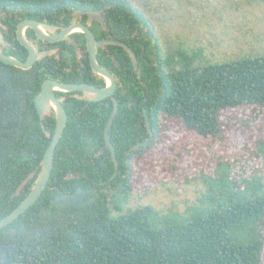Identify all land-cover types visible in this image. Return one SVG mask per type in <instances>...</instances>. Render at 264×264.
<instances>
[{
  "label": "trees",
  "instance_id": "16d2710c",
  "mask_svg": "<svg viewBox=\"0 0 264 264\" xmlns=\"http://www.w3.org/2000/svg\"><path fill=\"white\" fill-rule=\"evenodd\" d=\"M64 2L109 4L149 30L142 14L126 0H0V9L37 12ZM154 47L157 66L144 64L138 74L126 51L114 46L118 51L111 72L121 85L113 95L118 110L109 139L117 168L103 137L113 100L85 105L71 98L63 105L67 120L49 179L36 201L0 229V264H262L264 180L257 179L251 191L233 183L231 200L215 201L205 209L163 213L147 204L123 213L133 190V159L159 136L162 118L177 119L195 134L216 138L224 110L264 105V55L201 64L184 54L173 66L172 57L163 62L158 45ZM47 61L28 69L0 61V218L29 193L50 142L34 105L48 77L42 71ZM54 124V117L45 118L51 133ZM150 132L146 145L133 149ZM217 164L227 174L230 163ZM77 188L98 192L86 205L50 206L52 199Z\"/></svg>",
  "mask_w": 264,
  "mask_h": 264
},
{
  "label": "rangeland",
  "instance_id": "374dc122",
  "mask_svg": "<svg viewBox=\"0 0 264 264\" xmlns=\"http://www.w3.org/2000/svg\"><path fill=\"white\" fill-rule=\"evenodd\" d=\"M126 1L148 22L146 37L162 61L172 57L173 66L184 54L201 64L264 55V0ZM221 121V134L212 138L162 118L159 136L133 159L123 213L147 204L163 213L205 209L231 200L233 183L251 191L264 180V105L226 109ZM220 161L230 163L227 174Z\"/></svg>",
  "mask_w": 264,
  "mask_h": 264
},
{
  "label": "flooded vegetation",
  "instance_id": "af4514ba",
  "mask_svg": "<svg viewBox=\"0 0 264 264\" xmlns=\"http://www.w3.org/2000/svg\"><path fill=\"white\" fill-rule=\"evenodd\" d=\"M115 9L109 4L98 7L86 4L77 6L75 3L65 2L54 10H38L37 12L29 8L0 9V33L2 37L0 49L7 55H11L20 61H25L29 56V51L17 40V25L23 20L33 19L48 25V28L42 27L43 32L47 36L58 35L69 26H77L67 32L63 39L54 41L40 38L30 27L24 29L25 39L31 43L37 53H47L46 56L37 58L35 61L37 62L44 58L48 59V65L42 70L44 74L48 75L45 79L49 78L62 83H85L100 88L107 85V78L95 74L91 69L86 33L81 29L82 26L90 30L97 42H102L95 47L96 61L110 73H112L111 69L115 58L114 51H118L114 46H120L126 51L133 65V70L138 74L141 69H144V64L157 66L155 47H151V44V46L146 48L144 45L148 41L145 28L141 26L138 22L139 20L135 23V18L130 17L127 11L118 13ZM129 49L134 57L129 53ZM88 66L90 67L89 75ZM114 77L117 82V88L121 84L118 77ZM54 94L60 100L62 106L67 104L71 98L84 100L85 105L92 102L82 99L83 94L80 91L64 92L54 90ZM113 95L102 100H113ZM53 117L55 121L54 111L50 108L43 119H41V123L44 125L45 118ZM90 190L96 191L92 195L95 199V195L98 192L97 189ZM110 200L111 198L108 195V202Z\"/></svg>",
  "mask_w": 264,
  "mask_h": 264
},
{
  "label": "water",
  "instance_id": "95a60500",
  "mask_svg": "<svg viewBox=\"0 0 264 264\" xmlns=\"http://www.w3.org/2000/svg\"><path fill=\"white\" fill-rule=\"evenodd\" d=\"M26 27L32 28L37 35L40 38H44L47 40H59L63 39L65 37V34L69 32L71 29L77 27L75 25L69 26L65 28L62 33L58 35L53 36H47L43 30L42 27L48 28V25L44 23H40L33 19L23 20L18 23L17 25V40L21 45L26 47L29 51V56L25 61H20L16 59L15 57L11 55H7L3 53L0 49V61L2 63L16 66L22 69H28L30 68L33 63L36 61L37 58H41L47 55L46 52H40L37 53V51L33 48L30 42H28L24 37V29ZM50 29V28H49ZM81 29L86 33V39H87V47L89 51V63L91 66L92 71L101 76L107 78V85L105 87H96L94 85L85 84V83H62L58 82L56 80L52 79H45L41 86L39 92L34 97V105L36 108V111L40 117V119H43L44 115L49 111L50 108L53 109L54 115H55V126L54 131L51 133L50 131L46 130L43 123H41L42 128L46 134L47 137L50 138L49 145L47 146L43 157L40 161L39 170L37 172V175L34 179V182L31 186V189L29 193L22 199V201L8 214L0 218V229L4 226L10 224L13 222L16 218H18L22 213H24L39 197L43 189L45 188L47 181L49 179L52 164H53V158H54V152L56 145L61 137V134L63 132V129L66 124L67 115L66 112L60 102V100L55 96L54 90L58 91H64V92H72V91H80L83 96L82 99H86L88 101L96 102L100 101L106 97H110L113 95L115 89H116V79L112 73L107 71L106 69L102 68L98 62L96 61L95 56V47L98 44H101L102 42H97L90 30L88 28L82 26ZM0 41H2L1 33H0ZM129 53L134 57L132 51L129 49ZM118 110V104L115 98H113V108L110 113V116L107 120L103 137H104V144L105 146L110 150L111 157L114 160L115 168H117V161L115 156V150L114 146L110 142L109 135H110V129L112 126V123L115 119V116L117 114ZM144 113V122L145 125L148 127V117L145 114V110H143ZM151 132L148 138L145 140L135 144L133 146V149H137L138 147L146 145V143L151 139ZM34 175V172H32L29 177H32ZM28 178H26L18 187V190L24 186ZM95 190H84L82 188H77L74 193L72 194H66V195H59L52 199L50 201L51 207H64L67 205H73V206H82L91 203L94 198L93 194L95 193ZM86 197H89L86 199Z\"/></svg>",
  "mask_w": 264,
  "mask_h": 264
}]
</instances>
